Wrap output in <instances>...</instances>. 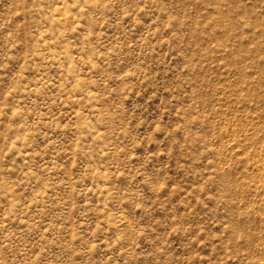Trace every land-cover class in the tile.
<instances>
[{"label":"rangeland","instance_id":"rangeland-1","mask_svg":"<svg viewBox=\"0 0 264 264\" xmlns=\"http://www.w3.org/2000/svg\"><path fill=\"white\" fill-rule=\"evenodd\" d=\"M0 264H264V0H0Z\"/></svg>","mask_w":264,"mask_h":264}]
</instances>
